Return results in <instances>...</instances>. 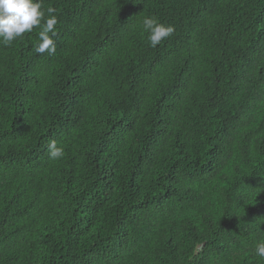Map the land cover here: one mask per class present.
I'll return each instance as SVG.
<instances>
[{"label": "trees", "instance_id": "1", "mask_svg": "<svg viewBox=\"0 0 264 264\" xmlns=\"http://www.w3.org/2000/svg\"><path fill=\"white\" fill-rule=\"evenodd\" d=\"M41 2L55 53L0 44V264H264V0Z\"/></svg>", "mask_w": 264, "mask_h": 264}, {"label": "clouds", "instance_id": "2", "mask_svg": "<svg viewBox=\"0 0 264 264\" xmlns=\"http://www.w3.org/2000/svg\"><path fill=\"white\" fill-rule=\"evenodd\" d=\"M54 13L55 9L49 7L46 18L41 0H0V44L7 47L17 38H23L25 33H31L34 28L39 27L40 42L36 46V52L54 54L56 46L53 37L56 35L58 23ZM143 26L148 32L151 47H156L174 32L171 25L158 23L151 17L144 19ZM48 148L52 159H59L64 154L63 148L57 147L54 141L48 145ZM255 254L264 258V239L257 242Z\"/></svg>", "mask_w": 264, "mask_h": 264}]
</instances>
